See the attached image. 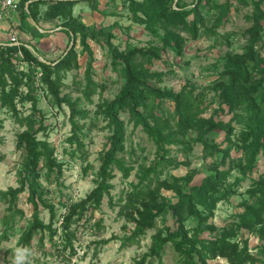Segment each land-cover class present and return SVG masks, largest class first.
I'll use <instances>...</instances> for the list:
<instances>
[{"label": "trees", "instance_id": "trees-1", "mask_svg": "<svg viewBox=\"0 0 264 264\" xmlns=\"http://www.w3.org/2000/svg\"><path fill=\"white\" fill-rule=\"evenodd\" d=\"M88 2L93 10L99 9L100 0H20L19 13L21 28L31 30L30 21L60 20V26L69 38L63 54L53 60H39L34 53L20 45H0V108L13 113L26 129L17 136V149L22 151L23 162L20 171V186L0 191V203L6 202L14 213L23 215L18 209V200L22 193L28 191V201L33 206L30 226L23 232L21 243L30 247L32 240L40 234L44 242L45 232L50 241L59 235L63 250L76 253L74 245L77 239L73 226L82 221L90 210L100 209L104 197L113 188L114 169H119L124 178H129L132 167L119 157L125 152L126 130L121 118L122 112H128L135 127L141 126L151 137L157 147L153 163L141 168L138 183L132 186L125 198L120 199L119 217L134 228L126 236L122 246L138 243L140 237L157 226L159 218L166 220L171 215L173 226H165L154 236L150 251L135 264H146L149 257L162 261L164 247L171 243L184 264H208L217 257L225 258L228 264H264V174L246 191L247 198L241 204L242 212L237 220L228 226L218 228L210 223L219 202L236 193L235 185L241 182L236 179L229 183L232 171L237 167L243 178L257 169L258 157L264 153V57L256 49L264 35V10L262 0H253L254 11L248 16L251 26L246 31L247 46L242 54H227L223 63L220 78L214 83L221 105H225L232 115L228 122L203 118V94H194L196 87L188 83L179 92L163 91L153 87L151 83H160L164 74L153 72L148 65L162 58V52L175 51L183 55L188 39L197 40L204 35L214 33L213 27H207L203 12L211 9L220 10L216 21L218 24L227 15L228 6L213 4V0H193L187 4L184 0H120L127 4L131 21L143 25L147 31L157 37L161 46L152 44L148 47L128 46L121 51L112 42L114 34L111 28H97L86 25L81 16L74 15V8L80 2ZM117 1V0H111ZM242 2L247 3L245 0ZM47 6L45 11L42 7ZM103 12L104 15L117 16L118 12ZM29 24V26H28ZM117 25V24H116ZM113 28V27H112ZM186 34V36L183 35ZM44 34L34 36L43 37ZM77 40L83 51L93 56L89 40L104 44L109 51L113 69L120 72L124 86L112 101L104 100L97 106V112L107 122L110 130L107 148L101 153V165L95 180L94 189L82 200L66 205L59 228H54L57 212L53 204L45 198L46 192L40 180L50 181L55 175L57 183L63 176V162L55 156V149L38 134L45 130L43 118H37L38 98L35 93V77L39 70L40 81L50 94L52 101L58 106L66 105L70 109L71 136L67 139L74 151L83 152L85 146L80 139L82 127L79 119H87L89 111L79 107L78 103L68 95H62L63 80L70 71L79 69V53ZM72 46L70 47V45ZM38 54L34 45L29 44ZM21 54V56L18 55ZM41 57V55L38 54ZM16 61L26 63L28 71L19 70ZM50 62V63H48ZM92 65L86 69V88L84 95L90 99L97 93V83L93 80ZM26 86L23 94L21 87ZM31 102L32 113L20 118L17 99ZM174 103V113L169 119L163 118L160 108L164 101ZM174 120V124L171 123ZM235 123H242L243 128L235 133ZM2 121L0 120V128ZM194 130L198 136L195 140L203 146L204 156L220 155V159L211 166L212 173L206 176L201 184L191 185L193 173L181 178L161 179L162 169L172 164L169 157L170 145L186 142L189 131ZM214 131L225 134L226 148L209 138ZM236 137V142H234ZM237 149L240 158L237 166H232L234 159L231 152ZM75 153V152H74ZM73 153V154H74ZM223 169L222 167H226ZM91 166H88L89 169ZM86 169V171H87ZM171 191L177 201L169 202L162 191ZM40 206L49 210L51 220L45 224L40 218ZM193 219L195 228H188L186 223ZM9 222H7V225ZM254 233L260 244L259 254L250 252L249 241L245 232ZM208 232L210 239L202 238ZM102 243H108V240Z\"/></svg>", "mask_w": 264, "mask_h": 264}, {"label": "rangeland", "instance_id": "rangeland-1", "mask_svg": "<svg viewBox=\"0 0 264 264\" xmlns=\"http://www.w3.org/2000/svg\"><path fill=\"white\" fill-rule=\"evenodd\" d=\"M213 0L216 5H227V15L220 24L216 21L220 15V10H206L202 14L207 20V27L212 28L214 33L204 35L197 40H190L185 44L183 55H177L175 51L162 52V58L155 60L148 65L153 72H162L164 76L160 83H151L153 87L163 91L179 92L184 86L191 83L196 87L194 94H203L202 117L214 118L228 122L231 118L229 109L221 105L218 94L214 90V83L220 78L223 71V63L227 54H242L247 46L246 31L251 26L248 16L254 11L253 0ZM259 1V0H257ZM264 10V0H262ZM102 8L106 0H102ZM114 4V10H118L117 16H107L96 13L86 20L90 27L111 28L114 34L113 44L121 51L128 46L148 47L152 44L161 46L159 39L145 29L131 21L128 6L120 0L110 1ZM100 4V3H99ZM120 6L117 7V5ZM116 6V8H115ZM60 25L61 21L56 20ZM117 24V25H116ZM264 24V21H263ZM113 27V28H112ZM186 36L185 33H183ZM62 40L61 37L54 38L47 45L49 54L48 60L53 61L63 54L67 48L69 39ZM93 56L83 51V47L77 40L76 49L79 53V69L70 71L63 80L62 95H68L75 100L79 107L89 111L87 119H79L82 127L80 139L83 142L86 154L74 151L77 147H71L67 139L71 136L72 125L70 122V109L63 105L58 107L50 94L42 85L39 70L35 77V95L38 98L37 118H43L46 129L38 134V138L47 140L55 149V156L59 162H63V176L57 183L55 175L51 180L42 177L40 185L46 192L45 198L48 203L55 206L57 219L54 228H59L62 215L66 212V205L84 199L95 187V180L99 171L101 153L107 148L110 130L107 122L98 114L97 106L100 102L112 101L124 86V79L120 72L113 69L111 56L108 48L94 40H89ZM256 49L264 57V35L257 44ZM48 55V53H46ZM19 70L28 71V65L19 61L15 62ZM92 65L91 75L97 83V93L90 99L84 95L86 88V69ZM26 94V86L20 89ZM17 109L20 118H25L32 113L31 102L17 99ZM160 114L165 119H169L174 113V103L164 101L160 108ZM121 118L125 123L126 141L125 152L119 157L123 158L127 164L133 168L129 178H124L123 173L115 168L113 188L110 194L104 197L102 205L98 210H90L81 222L73 226L76 229L77 239L74 242L76 253L70 254L69 250L64 251L62 240L59 235L50 241L48 232H45L44 242L40 241V234L36 235L30 247L21 243L23 232L30 226L33 216V206L28 201V191L22 193L18 200V209L23 211L14 213L9 209L6 202L0 203V264H15L17 249L26 250L24 264H135L141 260L144 254L150 251L153 238L159 231L165 230V226H173L171 215H167L166 220L159 218L157 226L149 230L140 237L138 243L122 246L126 236L133 230V224H126L122 217L118 216L120 210V199L125 198L131 191L132 186L138 183V175L141 168L150 166L156 158V144L147 135L141 126L135 127L128 112H122ZM0 191H6L10 187L20 186V171L22 169L23 154L17 149V136L26 127L16 119L15 115L6 108H0ZM174 124V120L171 119ZM243 128L242 123H235V133H239ZM210 139L222 144V148L227 147L225 134L221 131H214L209 135ZM198 138L196 132L191 130L187 134V140L180 145H170L169 157L174 160L172 164L165 165L160 178L172 180L181 178L193 173L191 185H199L202 180L212 173L211 166L220 159V155L204 156L203 146L196 142ZM236 142V137H234ZM75 152V153H74ZM74 153V154H73ZM231 155L236 161L230 163L237 166V162L243 155H239L235 148ZM88 166H91L89 169ZM227 169L226 167H222ZM87 169V171H86ZM264 174V153L258 157L257 169L246 178H243L240 171L235 167L229 178V183H234L236 179H241L235 185L236 193L229 198L218 203L210 223L218 228L228 226L237 220V215L242 212L241 204L247 198L246 191ZM162 195L169 202H176L177 198L171 191H162ZM40 218L45 224H49L51 216L49 210L40 206ZM7 222L9 224L7 225ZM192 229L196 227V222L190 219L186 223ZM245 239L249 241L250 252L259 254L258 245L260 241L254 233L245 232ZM202 238L210 239V234L205 232ZM108 240V243H102ZM146 264H184L179 254L175 251L171 243L167 244L162 251V261L149 257ZM208 264H228L222 257L209 260Z\"/></svg>", "mask_w": 264, "mask_h": 264}, {"label": "crops", "instance_id": "crops-1", "mask_svg": "<svg viewBox=\"0 0 264 264\" xmlns=\"http://www.w3.org/2000/svg\"><path fill=\"white\" fill-rule=\"evenodd\" d=\"M110 1L111 0H106V2L103 4L104 8H102L101 3L103 2L102 0H100L98 10H93L88 2L82 1L75 6L74 15L81 16L83 22L86 25H89L86 23V20H89V18L94 16L96 13H99L101 15H104L103 14L104 11L109 14H112L111 12L121 13L118 10L113 9L112 6L114 4H111ZM192 1L193 0H184V2L187 4L192 3ZM118 6H120V4H118L117 7ZM46 8L47 6H43L42 11H45ZM107 16H112V15H107ZM29 21L31 23L30 31L21 28V16L19 11L10 12L6 16H4V18L0 20V45H7V44L17 45L11 42V38L13 36H16L18 39V45L25 44L26 47H28L32 52L34 51L29 46V44L34 45L37 49L38 54L41 55V57H45L48 60L50 58L49 54H53L52 51L54 50H50V49L48 50L47 45L50 42H52L54 38L61 37L63 41H65L64 39H69L66 33L64 32L63 28L57 23L56 20L40 21L38 24L33 23L31 20ZM39 34H44V36L41 38L34 37V36H39ZM46 53H48V55H46ZM34 54L38 56L37 53L34 52Z\"/></svg>", "mask_w": 264, "mask_h": 264}, {"label": "built area", "instance_id": "built-area-1", "mask_svg": "<svg viewBox=\"0 0 264 264\" xmlns=\"http://www.w3.org/2000/svg\"><path fill=\"white\" fill-rule=\"evenodd\" d=\"M19 2L20 0H0V20L10 12H17L19 10ZM11 42L18 46V39L16 36L11 38ZM18 55L21 56L20 53H18ZM40 74L42 75V73Z\"/></svg>", "mask_w": 264, "mask_h": 264}, {"label": "clouds", "instance_id": "clouds-1", "mask_svg": "<svg viewBox=\"0 0 264 264\" xmlns=\"http://www.w3.org/2000/svg\"><path fill=\"white\" fill-rule=\"evenodd\" d=\"M24 252H26V250L17 249L15 264H24Z\"/></svg>", "mask_w": 264, "mask_h": 264}, {"label": "water", "instance_id": "water-1", "mask_svg": "<svg viewBox=\"0 0 264 264\" xmlns=\"http://www.w3.org/2000/svg\"><path fill=\"white\" fill-rule=\"evenodd\" d=\"M72 44L73 43H71V45H70V47L72 46ZM34 53V52H33ZM35 55V54H34ZM35 56H37V55H35ZM38 58H39V60H41V61H45L42 57H40V56H37ZM48 63H50V62H48Z\"/></svg>", "mask_w": 264, "mask_h": 264}]
</instances>
